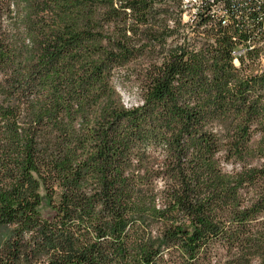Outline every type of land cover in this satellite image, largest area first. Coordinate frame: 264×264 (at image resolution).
<instances>
[{
    "label": "trees",
    "instance_id": "trees-1",
    "mask_svg": "<svg viewBox=\"0 0 264 264\" xmlns=\"http://www.w3.org/2000/svg\"><path fill=\"white\" fill-rule=\"evenodd\" d=\"M181 3L0 0V264H264V0Z\"/></svg>",
    "mask_w": 264,
    "mask_h": 264
},
{
    "label": "built area",
    "instance_id": "built-area-1",
    "mask_svg": "<svg viewBox=\"0 0 264 264\" xmlns=\"http://www.w3.org/2000/svg\"><path fill=\"white\" fill-rule=\"evenodd\" d=\"M217 0H209L204 2L203 0H182L181 10H182V23L187 26V32L190 27L195 28L197 26L198 17L204 9L205 13L210 14L212 17L224 16L225 13L223 9L219 6H213L214 2ZM264 43H262L263 45ZM247 51L242 45H238L233 51V64L240 67L239 58L247 59ZM261 67L264 68V54L261 56L260 60Z\"/></svg>",
    "mask_w": 264,
    "mask_h": 264
},
{
    "label": "rangeland",
    "instance_id": "rangeland-1",
    "mask_svg": "<svg viewBox=\"0 0 264 264\" xmlns=\"http://www.w3.org/2000/svg\"><path fill=\"white\" fill-rule=\"evenodd\" d=\"M189 30L185 35L195 37L198 33H191ZM196 31V29H195ZM198 32H203L200 29ZM146 61H137L129 65L126 69L120 70L115 79L118 91L121 93L124 104L126 106H132L137 103L138 94L136 90V84L138 78L142 76L143 70L146 68ZM225 171L229 172L232 170L231 166H225Z\"/></svg>",
    "mask_w": 264,
    "mask_h": 264
}]
</instances>
